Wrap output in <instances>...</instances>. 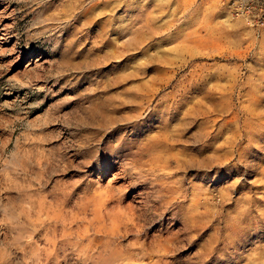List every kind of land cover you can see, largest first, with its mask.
Masks as SVG:
<instances>
[{"label": "rangeland", "instance_id": "374dc122", "mask_svg": "<svg viewBox=\"0 0 264 264\" xmlns=\"http://www.w3.org/2000/svg\"><path fill=\"white\" fill-rule=\"evenodd\" d=\"M243 1L0 0V264L264 262Z\"/></svg>", "mask_w": 264, "mask_h": 264}, {"label": "built area", "instance_id": "2783aa9c", "mask_svg": "<svg viewBox=\"0 0 264 264\" xmlns=\"http://www.w3.org/2000/svg\"><path fill=\"white\" fill-rule=\"evenodd\" d=\"M234 10L236 15H243L245 17L252 15L257 19L260 14L264 15V0L239 2Z\"/></svg>", "mask_w": 264, "mask_h": 264}, {"label": "bare ground", "instance_id": "6f19581e", "mask_svg": "<svg viewBox=\"0 0 264 264\" xmlns=\"http://www.w3.org/2000/svg\"><path fill=\"white\" fill-rule=\"evenodd\" d=\"M164 128H166V127H164ZM175 130H171V129H169V132H174ZM175 202H176V200H175ZM150 215H151V213H150ZM149 216V215H148ZM149 218V217H148ZM151 218V217H150ZM152 219V218H151ZM146 220H148V219H146ZM153 220V219H152ZM148 222V221H147ZM151 222V221H150ZM143 225V224H142ZM142 227V226H141ZM143 227H144V225H143ZM95 235V234H94ZM124 235V234H123ZM92 238V237H91ZM124 238V237H123ZM93 239V238H92ZM120 240H121V238H120ZM100 241V240H99ZM52 244H54V242H52ZM88 246H91V245H88ZM91 248H93V247H91ZM260 261V260H259ZM260 264H264V262H260Z\"/></svg>", "mask_w": 264, "mask_h": 264}]
</instances>
